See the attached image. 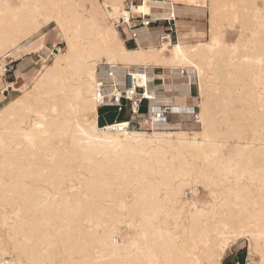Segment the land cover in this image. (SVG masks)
I'll use <instances>...</instances> for the list:
<instances>
[{"label":"bare ground","instance_id":"1","mask_svg":"<svg viewBox=\"0 0 264 264\" xmlns=\"http://www.w3.org/2000/svg\"><path fill=\"white\" fill-rule=\"evenodd\" d=\"M125 1L0 0V79L6 58L40 57L51 24L65 45L51 60L40 57L30 86H2L1 94L19 95L0 106V264H222L243 241L246 264H260L264 9L253 7L260 0L246 9L239 0L241 11L227 0H141L133 12L174 11L176 40L159 45L152 35L133 48L113 25L129 15ZM205 11L207 32L185 20ZM225 29L237 31L233 42L220 40ZM104 65L127 69L156 102L174 99L176 111L191 97L192 78L181 75L190 69L199 128L185 130L175 111L167 127L150 132L101 130L94 90Z\"/></svg>","mask_w":264,"mask_h":264},{"label":"built area","instance_id":"2","mask_svg":"<svg viewBox=\"0 0 264 264\" xmlns=\"http://www.w3.org/2000/svg\"><path fill=\"white\" fill-rule=\"evenodd\" d=\"M141 0H126L124 10L129 14L122 16L117 21L113 22L114 27L118 30L124 44L137 47L141 38L156 37L157 43L160 45L163 42H174L176 39V17L174 11L169 9L167 18L159 17L160 13L145 16L144 14L135 13L132 7ZM155 32H149V30ZM64 47L61 44L50 45L47 51V57L51 60L56 54L61 53ZM18 61H13L6 58L3 65V77L13 73L14 67L17 68ZM104 71L100 72L101 76L96 83L94 96L98 106V111L102 108H112L116 115L128 112V116L120 121L114 120L109 124H100V114H98V125L100 129H106L113 133H123L125 131H143L150 132L153 129H161L167 127L171 123V116L177 109L175 102L172 100L167 103L156 102L160 97L153 96L151 92L145 88L134 86L133 77L127 69L121 66H103ZM17 71V69L15 70ZM155 71V70H154ZM181 75L188 80L186 70H181ZM121 81L122 83H117ZM151 87L149 84L148 88ZM189 95L193 96L189 90ZM181 117H188L190 123L199 126V107L185 106L177 110ZM176 111V112H177ZM181 127L183 122L181 121ZM232 264H243L239 261H234Z\"/></svg>","mask_w":264,"mask_h":264},{"label":"rangeland","instance_id":"3","mask_svg":"<svg viewBox=\"0 0 264 264\" xmlns=\"http://www.w3.org/2000/svg\"><path fill=\"white\" fill-rule=\"evenodd\" d=\"M166 1H168V0H166ZM227 1L229 2V4L231 6H232V4H235V7L229 8L230 11H232V9H236V10L241 11L243 9H246L248 6L249 7L253 6L252 0H245L246 5H245V7H243V9L241 7L242 3H240L239 0H227ZM253 7H255L254 9H256L257 7L260 9H264V0H260V1L255 2V5ZM198 15H200L199 22L202 24L203 30L205 32H207V30L209 28L208 13L205 11L204 13L198 14ZM53 28H54V25L51 24L48 28L43 30L45 33H47V38L45 41L46 49L42 53H40L41 59H44V57L47 53V48H49L50 45H52V44H58L59 43L65 49V45L62 42L56 40L54 32L51 30ZM236 34H237V31L235 29H231V30L225 29L223 32V36L220 38V40L223 42H233L236 38ZM206 39H209L208 35H206ZM127 47L131 48L130 45H127ZM40 57L37 58V56H34V55H26L21 60H19L17 63L18 64L17 68L14 67V69H13V73H10L9 74L10 76L6 75L0 79V93H1V90L4 89V88L2 89V86H5V88H6L11 83H16V85H14V87H16V88L21 86L22 83H25L28 86H30L32 84V81H33V77H34V73H35L34 71H36L40 65H43L40 63L38 64ZM24 59H30V61H31V62H29L30 64L28 63L27 65H25L23 63V65H22V61ZM36 60H37V62H36ZM47 64L50 65L51 61L48 62ZM16 69H17V71H15ZM102 71H104L103 66L99 67L98 73L102 72ZM160 71H161V69H155V73H159ZM186 72H188L187 74L190 75V77L192 78L191 82H192L193 86H191V87L193 88L192 89V93L194 96L193 99L195 101V104L199 106V102L201 100V97H200V94L198 91V84H197L196 75L190 69H186ZM158 82H159V79L156 78L154 83L158 84ZM117 83H122V82L117 81ZM11 91H12V89H9L7 92L4 93V95L0 94V106L3 105L8 100H10L11 98L19 95V93L17 94V92H11ZM99 114L101 117L100 118V124H104V123L109 124V123H112L114 120L120 121V120L125 119L128 116V112H124V113L117 116L115 110L112 108H102L99 110ZM179 122L181 124V120ZM199 126H196V127L192 126L188 129L185 128V130L195 131L199 128ZM188 195H189V193H187V196ZM126 196H127V194H126ZM201 196H202V198H201ZM199 197L201 199H205V200H206V198L208 199L207 193L202 189H200ZM116 240L121 243L120 239H116ZM247 250H248V244L245 241L240 242L235 247H232L230 250H228L226 252L222 264H232L234 261H239L240 263L246 264Z\"/></svg>","mask_w":264,"mask_h":264},{"label":"crops","instance_id":"4","mask_svg":"<svg viewBox=\"0 0 264 264\" xmlns=\"http://www.w3.org/2000/svg\"><path fill=\"white\" fill-rule=\"evenodd\" d=\"M192 19V20H191ZM200 19V15H198V13H194V12H188L185 14V20L187 22H189L190 24H198L199 26H201L202 24L199 22ZM176 40V39H175ZM157 39L156 37L152 38V43L156 44ZM140 45H146V39L145 38H141L140 39ZM131 48H133L134 46H132V44H130ZM30 61V59H24L22 61V65L23 63L25 65H27ZM30 64V63H29ZM155 72V71H154ZM192 86V85H191ZM1 94V93H0ZM2 95V94H1ZM194 97H187L188 100H186V102L184 104H186L187 106H194L195 105V101L193 99ZM174 101V99H173ZM162 102H170V101H162ZM175 102V101H174ZM175 104V103H174ZM179 120H181L183 122V127L188 129L190 127H196L195 125H193L192 123H190L189 118L188 117H183V118H178ZM171 120H173V118H171Z\"/></svg>","mask_w":264,"mask_h":264},{"label":"snow or ice","instance_id":"5","mask_svg":"<svg viewBox=\"0 0 264 264\" xmlns=\"http://www.w3.org/2000/svg\"><path fill=\"white\" fill-rule=\"evenodd\" d=\"M141 11H143V9H141ZM220 248H221V251H223L224 249L227 248V244L226 243L221 244ZM9 264H21V262H18L16 260H12L9 262ZM260 264H264V261H261Z\"/></svg>","mask_w":264,"mask_h":264}]
</instances>
